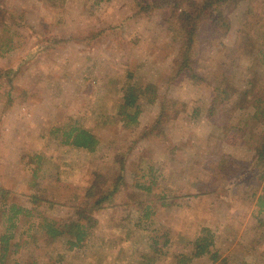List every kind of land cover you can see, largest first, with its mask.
Returning <instances> with one entry per match:
<instances>
[{"label":"rangeland","instance_id":"1","mask_svg":"<svg viewBox=\"0 0 264 264\" xmlns=\"http://www.w3.org/2000/svg\"><path fill=\"white\" fill-rule=\"evenodd\" d=\"M0 2V209L27 211L10 264H176L203 228L220 259L191 264H264V174L254 162L264 48L240 2L226 5L227 26L202 29L198 83L178 75L183 36L134 0ZM127 85L156 90L129 127L119 115ZM70 126L98 139L93 152L62 144ZM98 173L109 199L94 211L86 191ZM151 181L149 193L138 188ZM79 210L92 223L78 247L21 235L27 220L45 218L67 231Z\"/></svg>","mask_w":264,"mask_h":264},{"label":"trees","instance_id":"2","mask_svg":"<svg viewBox=\"0 0 264 264\" xmlns=\"http://www.w3.org/2000/svg\"><path fill=\"white\" fill-rule=\"evenodd\" d=\"M230 0H206L202 4H197L194 0L186 1L185 5L179 4L175 0H134L135 7L140 13L160 12L162 22L169 26L176 35L183 36V42L178 50L179 65L178 75H184L193 83L203 82L202 76L198 72V48L199 37L205 26H210L212 30H220L223 26H227L225 18V7ZM245 8L246 15L252 21L251 36L262 48H264V0H237ZM5 7L0 2V18L5 16ZM1 53L0 56H2ZM262 63L264 64V53L262 54ZM1 77V73H0ZM252 86V83H250ZM254 86V84H253ZM262 87L264 88V81ZM252 88V87H251ZM122 105L119 108V115L124 121L126 127L135 125L140 113L138 101L141 97L149 95L148 103H154L156 90L148 85L146 88H140L136 85H127L123 90ZM249 93V91H246ZM218 104V96H214L210 105L209 112L212 114ZM254 117H259L262 125L256 143L254 162L264 174V101H259L255 105ZM62 144L81 148L89 152H93L98 144V139L90 132L76 126L66 127L61 132ZM222 164H226L223 163ZM221 164V165H222ZM234 166L232 170H236ZM122 168L120 169V174ZM117 175V182L122 180L121 175ZM262 176V175H261ZM262 178V177H261ZM264 178V175H263ZM155 184L154 181L150 185H138L140 190L149 193ZM105 181L99 173L95 176L91 186L86 191V198L90 201L87 208L94 211L103 209V203L109 199V194H103V186ZM5 191H1L4 193ZM3 199V196H2ZM260 212H264V186L263 196L258 202ZM24 209L16 205H10L7 209H0V264H10L11 255L16 254L21 246L15 241V231L20 224V216H25ZM75 220L68 223V230L63 231L56 226V222L51 219H44L40 224L37 222H27V229L21 233L26 236L27 240L35 242L38 238L44 240L63 239L68 249H73L81 245L90 235L92 217L87 216L86 210H79ZM149 212H145V218H148ZM85 220V223H82ZM214 235L207 229L200 230L198 236L190 242V256H179L176 264H191L193 259L209 256V259L216 263L219 256L212 251L214 247Z\"/></svg>","mask_w":264,"mask_h":264}]
</instances>
